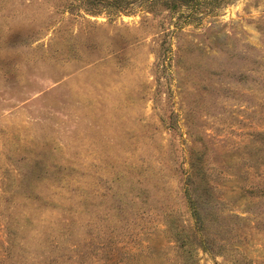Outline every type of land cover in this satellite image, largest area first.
Returning a JSON list of instances; mask_svg holds the SVG:
<instances>
[{
    "label": "rangeland",
    "instance_id": "1",
    "mask_svg": "<svg viewBox=\"0 0 264 264\" xmlns=\"http://www.w3.org/2000/svg\"><path fill=\"white\" fill-rule=\"evenodd\" d=\"M0 264H264V0H0Z\"/></svg>",
    "mask_w": 264,
    "mask_h": 264
},
{
    "label": "trees",
    "instance_id": "2",
    "mask_svg": "<svg viewBox=\"0 0 264 264\" xmlns=\"http://www.w3.org/2000/svg\"><path fill=\"white\" fill-rule=\"evenodd\" d=\"M196 210H197V208H196Z\"/></svg>",
    "mask_w": 264,
    "mask_h": 264
}]
</instances>
